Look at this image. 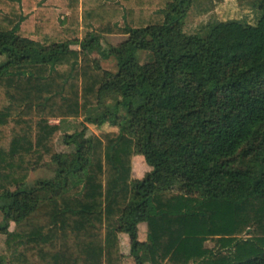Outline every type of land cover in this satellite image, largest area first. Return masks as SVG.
I'll use <instances>...</instances> for the list:
<instances>
[{"label":"trees","instance_id":"obj_1","mask_svg":"<svg viewBox=\"0 0 264 264\" xmlns=\"http://www.w3.org/2000/svg\"><path fill=\"white\" fill-rule=\"evenodd\" d=\"M192 4L0 0V264H121L122 234L135 264H264V0L203 35Z\"/></svg>","mask_w":264,"mask_h":264},{"label":"rangeland","instance_id":"obj_2","mask_svg":"<svg viewBox=\"0 0 264 264\" xmlns=\"http://www.w3.org/2000/svg\"><path fill=\"white\" fill-rule=\"evenodd\" d=\"M254 0H193V4L190 7L187 17L183 23V32L188 35H203L205 29L204 26L216 22H224L228 20H240L249 24H254L257 19V10L253 7ZM125 40L124 37H102L103 46H116ZM72 49L78 50V47H72ZM90 56L94 59L97 68L105 70L109 76L116 73V63L113 59L103 60L95 52H91ZM4 57L0 58L3 61ZM139 62H143L144 53H139ZM107 104V103H106ZM59 121H54L58 123ZM83 118L78 120H70L64 123L63 127L66 128L67 134H72L82 130ZM87 131L85 137L88 138L93 134H99L102 132L111 131V127L103 125L96 127L94 125L87 124ZM116 130V129H115ZM64 133L62 132L56 140V151L60 154H68L71 151L70 147L63 144L62 138ZM86 165V162L83 163ZM145 165L144 162L142 166ZM133 166L139 169L141 164L133 161ZM55 177V166L52 164H46L40 168L35 169L27 180L28 184H33L38 180H51ZM181 182L176 181L173 189L176 192L180 191ZM1 217V216H0ZM13 223L10 220V228ZM4 236L0 234V259L5 258L4 253Z\"/></svg>","mask_w":264,"mask_h":264},{"label":"crops","instance_id":"obj_3","mask_svg":"<svg viewBox=\"0 0 264 264\" xmlns=\"http://www.w3.org/2000/svg\"><path fill=\"white\" fill-rule=\"evenodd\" d=\"M114 129H111L113 131ZM134 162L141 164L139 169L134 167L133 174L135 177H141L144 173L148 171V167L146 166L144 159L142 157L136 156L133 158ZM132 161V163H133ZM144 162L145 165L142 166ZM14 224L11 226V230H13ZM120 240V251H121V264H135L133 258L130 256V248H129V239L126 235L122 234L119 236ZM138 240L142 243L146 240V225L140 224L138 227ZM147 264V263H146Z\"/></svg>","mask_w":264,"mask_h":264}]
</instances>
